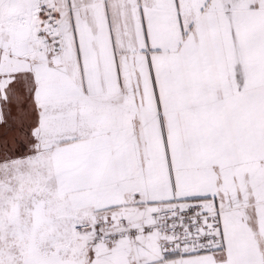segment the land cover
I'll use <instances>...</instances> for the list:
<instances>
[{
  "label": "snow or ice",
  "instance_id": "1",
  "mask_svg": "<svg viewBox=\"0 0 264 264\" xmlns=\"http://www.w3.org/2000/svg\"><path fill=\"white\" fill-rule=\"evenodd\" d=\"M0 264H264V0H0Z\"/></svg>",
  "mask_w": 264,
  "mask_h": 264
}]
</instances>
